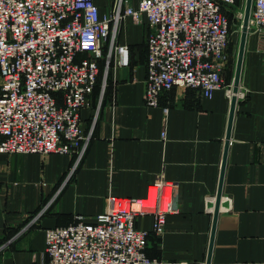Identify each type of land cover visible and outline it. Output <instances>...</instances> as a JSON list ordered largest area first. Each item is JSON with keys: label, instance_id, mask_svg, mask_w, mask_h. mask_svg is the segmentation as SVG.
I'll return each mask as SVG.
<instances>
[{"label": "crops", "instance_id": "obj_1", "mask_svg": "<svg viewBox=\"0 0 264 264\" xmlns=\"http://www.w3.org/2000/svg\"><path fill=\"white\" fill-rule=\"evenodd\" d=\"M96 2L102 15L112 13L114 0ZM147 34L145 23L121 19L118 41L129 45L130 65L110 68L94 133L73 177L74 157L67 154H0V264H44L47 228L73 223L77 214L93 221L111 195L150 198L143 205L151 206L159 189L166 203L174 192L175 210L161 235L153 232L152 213L138 217L137 227L150 232L148 255L207 264L214 218L207 206L219 187L231 99L225 89L209 98L195 88H173L158 107H148ZM240 91L245 96L237 99L224 173L227 205L220 208L211 264H264V50L254 32ZM96 105L82 110L85 130Z\"/></svg>", "mask_w": 264, "mask_h": 264}, {"label": "built area", "instance_id": "obj_2", "mask_svg": "<svg viewBox=\"0 0 264 264\" xmlns=\"http://www.w3.org/2000/svg\"><path fill=\"white\" fill-rule=\"evenodd\" d=\"M245 4L138 0L133 6L114 0L112 13L102 15L96 0H0V154H67L74 157L68 179L75 175L94 133L110 68L130 65V47L118 41L124 16L148 27V107H158L161 95L173 88H195L209 98L225 89L232 99V17L243 20ZM250 32L264 50V0L252 2ZM244 96L239 89L237 99ZM94 102L92 125L85 130L82 110ZM174 198L173 192L164 204L159 189L154 204L145 207L140 199L111 195L93 221L77 214L73 223L45 230L44 264H188L151 258L150 232L136 225L140 215L152 213L153 232L163 234ZM215 198H209L210 212Z\"/></svg>", "mask_w": 264, "mask_h": 264}, {"label": "water", "instance_id": "obj_3", "mask_svg": "<svg viewBox=\"0 0 264 264\" xmlns=\"http://www.w3.org/2000/svg\"><path fill=\"white\" fill-rule=\"evenodd\" d=\"M252 2L253 0H246V4H245L244 19H243V24H242L240 43H239V49H238V54H237V61H236V66H235V73L233 77L234 95L231 99V107H230L228 128H227V134H226L224 157H223L222 168H221V176H220L219 187H218V191H217V195H216L215 203H214V218H213V226H212V233H211V239H210V245H209V251H208L207 264H211L214 237H215L217 221H218V217L220 213V208L221 206L227 205L226 203L222 202L224 173H225V167H226L228 146H229L230 138H231L233 119H234V114H235V109H236V104H237V94L240 89V81H241V74H242L243 63H244L246 42L248 38L249 19H250V13H251V8H252Z\"/></svg>", "mask_w": 264, "mask_h": 264}, {"label": "rangeland", "instance_id": "obj_4", "mask_svg": "<svg viewBox=\"0 0 264 264\" xmlns=\"http://www.w3.org/2000/svg\"><path fill=\"white\" fill-rule=\"evenodd\" d=\"M237 8H240V7H237ZM242 24H243V20H241L240 18L234 19V17H232L231 41H230V46H229V63H230L229 76L232 77L230 81H233V77L235 73V66H236V61H237V54H238V49H239ZM149 200L142 202V203L147 205V202Z\"/></svg>", "mask_w": 264, "mask_h": 264}, {"label": "trees", "instance_id": "obj_5", "mask_svg": "<svg viewBox=\"0 0 264 264\" xmlns=\"http://www.w3.org/2000/svg\"><path fill=\"white\" fill-rule=\"evenodd\" d=\"M104 61H101L100 62V67H101V75H102V73H103V69H104ZM231 76H229L228 77V80L230 81L231 80ZM99 92H100V86L99 85H97L96 86V88H95V93H94V96H95V98L99 95ZM75 221V220H74Z\"/></svg>", "mask_w": 264, "mask_h": 264}, {"label": "bare ground", "instance_id": "obj_6", "mask_svg": "<svg viewBox=\"0 0 264 264\" xmlns=\"http://www.w3.org/2000/svg\"><path fill=\"white\" fill-rule=\"evenodd\" d=\"M164 201H165V199H164ZM141 203H142V201H141ZM143 204V203H142ZM164 204H166V201H165V203Z\"/></svg>", "mask_w": 264, "mask_h": 264}]
</instances>
